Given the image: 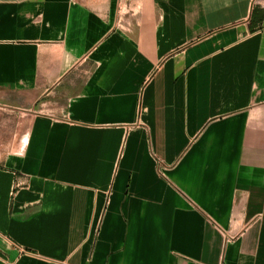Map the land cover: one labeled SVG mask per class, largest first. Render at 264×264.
Listing matches in <instances>:
<instances>
[{
  "label": "crops",
  "instance_id": "crops-1",
  "mask_svg": "<svg viewBox=\"0 0 264 264\" xmlns=\"http://www.w3.org/2000/svg\"><path fill=\"white\" fill-rule=\"evenodd\" d=\"M0 264H264V0H0Z\"/></svg>",
  "mask_w": 264,
  "mask_h": 264
}]
</instances>
